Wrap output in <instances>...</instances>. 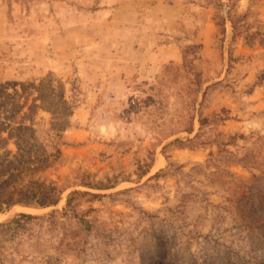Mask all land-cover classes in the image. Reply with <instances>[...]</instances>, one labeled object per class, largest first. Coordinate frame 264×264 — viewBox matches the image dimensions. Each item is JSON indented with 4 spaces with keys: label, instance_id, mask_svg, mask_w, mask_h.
<instances>
[{
    "label": "rangeland",
    "instance_id": "374dc122",
    "mask_svg": "<svg viewBox=\"0 0 264 264\" xmlns=\"http://www.w3.org/2000/svg\"><path fill=\"white\" fill-rule=\"evenodd\" d=\"M0 264H264V0H0Z\"/></svg>",
    "mask_w": 264,
    "mask_h": 264
},
{
    "label": "trees",
    "instance_id": "16d2710c",
    "mask_svg": "<svg viewBox=\"0 0 264 264\" xmlns=\"http://www.w3.org/2000/svg\"><path fill=\"white\" fill-rule=\"evenodd\" d=\"M74 193H76V192H74ZM73 193V194H74ZM72 194V195H73ZM70 199V198H69ZM67 200V204L69 203V201L70 200ZM25 204H27V203H25ZM53 213H55V210H52L50 213H49V215H52ZM19 217H23V218H25V219H30V218H35V217H38V216H35V215H31V214H26V213H19V215H18Z\"/></svg>",
    "mask_w": 264,
    "mask_h": 264
},
{
    "label": "bare ground",
    "instance_id": "6f19581e",
    "mask_svg": "<svg viewBox=\"0 0 264 264\" xmlns=\"http://www.w3.org/2000/svg\"><path fill=\"white\" fill-rule=\"evenodd\" d=\"M25 210H30L29 208H25Z\"/></svg>",
    "mask_w": 264,
    "mask_h": 264
}]
</instances>
